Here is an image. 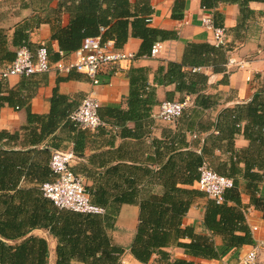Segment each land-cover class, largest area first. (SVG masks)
I'll return each instance as SVG.
<instances>
[{"label": "crops", "instance_id": "1", "mask_svg": "<svg viewBox=\"0 0 264 264\" xmlns=\"http://www.w3.org/2000/svg\"><path fill=\"white\" fill-rule=\"evenodd\" d=\"M150 3L153 13L149 25L173 32L175 37L160 41L162 48L155 57L136 56L122 74L109 76L101 72L98 75L100 83L96 85L92 84L88 75L76 70L0 79V96L12 95L11 103L3 101L0 106V199L3 198L1 215L5 222H9L5 200L8 205L17 207L29 202L34 215L38 200L40 210L41 196L43 197L41 183L46 177L50 153L58 148L74 149L79 159L73 164V170L83 176L88 190H97L110 196L117 195L122 189L114 185L132 175L137 181L132 194L134 198L147 195L153 190L159 191V186L153 188L148 184L152 173L146 175L142 171L143 168L153 170L159 167L153 162L154 146L151 139H160L178 131L184 132L185 143L182 150L192 148L200 152L204 147V162L213 171L229 178L231 166L241 171L244 169V162L238 160V151L251 146L249 132L256 129V126H251L246 114L237 109L253 100L264 104V0H249L241 18L242 0H208L207 7L201 4V0H150ZM206 16L211 18L213 26L224 29V48H231L224 54L219 71L212 69V64L219 58L215 54L203 53V48L198 49V56L191 58L193 62H184L189 43L216 47L212 31L202 22V18ZM68 21L65 6L57 0H0V36L5 40L3 45L0 44V69L9 63L4 60L8 49H19L12 44L16 29L28 36V42L33 48L50 43L57 50L56 41L50 39L52 30L57 26H66ZM110 42L114 47V42ZM141 42L139 38L129 37L121 48L114 49L136 55ZM76 50L61 54L59 59L65 64L74 62ZM230 57L248 60V63L242 69L227 72L226 62ZM168 62L182 63L185 71L201 68L195 72L202 73L205 79L194 80V89L197 90L194 94L177 88L175 81L162 82L165 81L163 79ZM159 66H163L161 72L157 71ZM131 67L148 69V90L155 100L151 105L148 128L138 130L129 121L126 126L132 135L127 137L121 134V128L110 125L114 123L113 119L96 129H79L72 123L58 120L52 131L39 137L42 126L53 113L52 101L55 97L61 98L58 99L57 112L54 108L56 117L67 115L91 91L99 102L98 112L102 113L105 108H125ZM199 94L209 96L214 101L213 104L206 108L193 105ZM185 97L189 98L190 103L185 108H188L185 117L179 123L154 117L153 113L162 101L183 100ZM29 112L32 115L30 117ZM10 135L14 138H9ZM261 147L264 153V143ZM163 158H167V155ZM127 167L131 168L129 172ZM196 181L188 188L198 189ZM238 188L241 206L245 209V222L249 229L257 226L256 231L250 230L255 244L264 239V213L251 205L246 182L241 177L238 179ZM258 188V194L264 196V178ZM206 199V196L193 199L183 218V225L192 226L197 232H204L202 220ZM22 207V213L9 212L10 215H16V224L22 222L20 227L24 229L29 225L24 220L25 206ZM138 213L137 202L121 204L114 225L108 230L112 242L124 250L121 256L123 264H142L129 251L138 224ZM28 235L47 240L48 264H55L57 240L47 229L33 225ZM214 241L221 255L217 259L204 260L206 264H236L239 254L253 245L246 244L224 251L221 237L214 236ZM166 250L173 253L172 258L199 261L187 256L179 247L171 246ZM258 264H264V252L261 253Z\"/></svg>", "mask_w": 264, "mask_h": 264}, {"label": "trees", "instance_id": "2", "mask_svg": "<svg viewBox=\"0 0 264 264\" xmlns=\"http://www.w3.org/2000/svg\"><path fill=\"white\" fill-rule=\"evenodd\" d=\"M57 1L65 6L69 21L66 26H57L52 30L50 39L56 41L57 50H54L50 43L45 44L52 62L59 60L61 53L67 54L78 49L85 37L100 35L103 41H113L114 47L118 49L129 37L139 38L142 42L136 56H148L154 42L175 37L173 32L149 25L153 13L150 0ZM248 1L242 0L243 8L239 18L244 15ZM201 4L204 7L209 6L208 0H201ZM100 28H104V31L100 32ZM4 42L3 36H0V44L3 45ZM12 44L14 48L27 47L32 52L39 47L38 45L33 48L28 42V36L20 29L15 30ZM225 45L216 46V48L210 44L189 43L184 62L188 64L193 62L191 58L198 56V49L203 48V53L215 54L219 58L212 64V69L219 71L224 54L231 49L229 47L225 50ZM16 51L8 49L4 60L13 61ZM162 70L163 66L157 68L159 72ZM199 73L183 70L182 63L168 62L163 79L165 81L162 82L175 81L178 84L177 88L194 94L197 91L194 89V80L205 79L204 75ZM128 76L129 93L125 99L126 107L105 108L98 114L104 125L109 123V119H113L114 123L110 125L121 128V134L130 137L132 132L126 123L132 121L138 130L148 128L150 109L155 100L152 92L148 90L147 68L131 67ZM58 99L61 98H53V113L42 126L39 137L52 131L58 120L75 125L69 119L72 110L67 115L57 116L59 118L54 115V108L57 112ZM3 101L11 103L12 95L0 96V106ZM213 102L209 96L203 97L199 94L195 97L193 105L206 108ZM185 108L174 121L175 123H179L185 117L184 114L188 109ZM237 110L243 111L251 126H256V129H251L249 132L251 146L238 151V160L244 162V169L241 171L234 166L230 168L229 178L232 180V186L225 190L223 202L216 203L212 199H206L202 220L204 232H197L194 227L183 225V218L194 198L206 196L204 192L196 188H188L199 178L198 168L205 161L206 150L204 147L200 152L192 148L182 150V145L185 143L184 132L178 131L160 139H151L154 146L153 162L159 167L153 170L143 168L142 171L146 175L152 173L148 184L153 188L159 186L160 190H153L147 195L134 198L132 194L137 181L133 175L126 176L123 182L114 185L122 188L117 195H103L97 190H88L91 201L105 210L102 213H83L58 208L51 200L41 196L40 210L37 200L35 215L31 211L32 204L30 205L29 202L22 204L25 206L24 220L29 225L22 229L20 227L22 222L16 224L14 218L16 215H10L9 212L10 210L22 213L21 204L18 207L10 206L5 200L7 217H9V222H5L1 215L3 198L0 199V264H48L47 240L43 237L28 235L33 225L47 229L49 234L57 240L55 264H123L121 256L124 250L112 242L108 230L114 225L119 206L131 202L138 203L139 213L129 251L142 264H206L204 260L217 259L221 255L214 236L221 237L224 251L253 244L251 231L245 222V209L241 206L238 179L241 177L245 180L251 205L264 213V196L258 194V184L264 178V153L261 147L264 143V104H258L253 100L240 105ZM30 116L32 115L29 112ZM8 137L14 138L13 135ZM72 150L75 153L74 149ZM166 155L167 158L162 159ZM46 168V177L41 184L51 180L48 164ZM130 169L127 167V172ZM6 240L13 242L8 243ZM171 246L183 249L187 256L199 261L172 258L166 250Z\"/></svg>", "mask_w": 264, "mask_h": 264}, {"label": "built area", "instance_id": "3", "mask_svg": "<svg viewBox=\"0 0 264 264\" xmlns=\"http://www.w3.org/2000/svg\"><path fill=\"white\" fill-rule=\"evenodd\" d=\"M207 29L213 33V42L216 46L225 44V31L215 27L209 16L202 18ZM104 28H100L102 32ZM162 43L156 41L152 44L148 57L159 54ZM64 55L63 53H61ZM75 61L65 64L61 59L52 62L45 44L39 45L34 51L27 47H21L13 61L0 69V79L9 76H28L35 73L50 71L68 72L76 70L90 77L92 84L100 83L98 75L101 72L109 76L122 74L136 58L132 52L114 49L110 41H103L101 36L85 37L80 47L75 51ZM248 60L230 57L226 62L227 72L242 69ZM201 68H193L199 71ZM250 80V78H248ZM190 103L188 97L183 100L162 101L157 111L153 113L155 118L166 122H174ZM99 102L91 91L87 93L80 103L71 111L69 119L79 128L96 129L104 125L98 114ZM79 158L72 149L61 148L51 152L48 162L51 180L41 185L44 197L48 198L58 208L83 213H102L103 209L91 201L90 193L81 174L73 171V164ZM199 178L196 181L197 188L204 192L206 197L216 203H222L224 192L232 186V180L213 171L207 163H202L198 168ZM250 230L256 231L257 226H251ZM264 252V239L253 244L248 250L241 252L236 264H258L261 253Z\"/></svg>", "mask_w": 264, "mask_h": 264}, {"label": "rangeland", "instance_id": "4", "mask_svg": "<svg viewBox=\"0 0 264 264\" xmlns=\"http://www.w3.org/2000/svg\"><path fill=\"white\" fill-rule=\"evenodd\" d=\"M171 255H173V253H171ZM153 259H155V257H153ZM152 262H154V260H152Z\"/></svg>", "mask_w": 264, "mask_h": 264}]
</instances>
